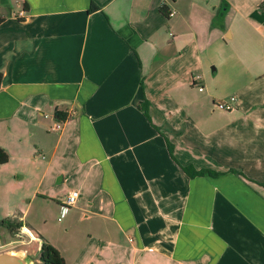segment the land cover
<instances>
[{
    "label": "crops",
    "instance_id": "obj_1",
    "mask_svg": "<svg viewBox=\"0 0 264 264\" xmlns=\"http://www.w3.org/2000/svg\"><path fill=\"white\" fill-rule=\"evenodd\" d=\"M0 13V223L40 250L42 209L77 218L88 249L73 264H264V0Z\"/></svg>",
    "mask_w": 264,
    "mask_h": 264
},
{
    "label": "rangeland",
    "instance_id": "obj_2",
    "mask_svg": "<svg viewBox=\"0 0 264 264\" xmlns=\"http://www.w3.org/2000/svg\"><path fill=\"white\" fill-rule=\"evenodd\" d=\"M75 211V210H71ZM70 212V211H69ZM34 214V209L31 216ZM34 217V216H33ZM60 218V220H59ZM38 231L43 235V242L50 243L54 247H58L63 255L69 260L70 264L77 261H82L83 254L87 253V242L83 240V230L85 223L76 218V222L70 223V218L61 215L55 208L42 209V216L37 218ZM30 238L34 241L26 242V236L19 229L16 234L10 232L6 234L0 244V253L6 251L24 252L32 257L34 264H43L40 261V241L30 234Z\"/></svg>",
    "mask_w": 264,
    "mask_h": 264
},
{
    "label": "trees",
    "instance_id": "obj_3",
    "mask_svg": "<svg viewBox=\"0 0 264 264\" xmlns=\"http://www.w3.org/2000/svg\"><path fill=\"white\" fill-rule=\"evenodd\" d=\"M3 22V18L0 13V24ZM3 75L0 72V87L2 84ZM8 156L2 150H0V165L7 163ZM184 170L189 172L192 176H203L207 170H195L192 167H185ZM232 172L242 175V173L232 170ZM212 173V172H211ZM213 176H218L219 173H212ZM245 177V176H244ZM247 178V177H245ZM264 185V183H263ZM0 227H5L11 234H16L19 229L23 227L21 223H14L9 220H5L0 223ZM40 261L43 264H66L64 257L59 250L50 243L43 242L40 249Z\"/></svg>",
    "mask_w": 264,
    "mask_h": 264
},
{
    "label": "built area",
    "instance_id": "obj_4",
    "mask_svg": "<svg viewBox=\"0 0 264 264\" xmlns=\"http://www.w3.org/2000/svg\"><path fill=\"white\" fill-rule=\"evenodd\" d=\"M25 11H21L20 12V16L21 17H24L25 16ZM172 15V14H171ZM200 90L202 91L203 88H200ZM236 101V98L235 97H232L230 99V102H223V103H220L218 105V107L222 110H225V111H231L233 109V103ZM56 128L57 129H60L61 128V125L58 124L56 125ZM80 192L78 190H73L71 191L66 200H65V206H64V210L66 211L67 209L69 208H72V207H76L78 204H79V201H80Z\"/></svg>",
    "mask_w": 264,
    "mask_h": 264
},
{
    "label": "water",
    "instance_id": "obj_5",
    "mask_svg": "<svg viewBox=\"0 0 264 264\" xmlns=\"http://www.w3.org/2000/svg\"><path fill=\"white\" fill-rule=\"evenodd\" d=\"M0 264H34V261L24 252L6 251L0 253Z\"/></svg>",
    "mask_w": 264,
    "mask_h": 264
},
{
    "label": "bare ground",
    "instance_id": "obj_6",
    "mask_svg": "<svg viewBox=\"0 0 264 264\" xmlns=\"http://www.w3.org/2000/svg\"><path fill=\"white\" fill-rule=\"evenodd\" d=\"M27 233V231H25ZM30 236V235H29Z\"/></svg>",
    "mask_w": 264,
    "mask_h": 264
}]
</instances>
